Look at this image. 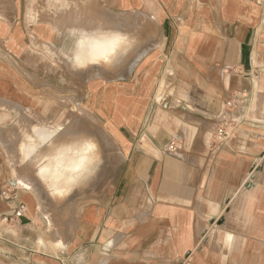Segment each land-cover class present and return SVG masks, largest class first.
Instances as JSON below:
<instances>
[{"label": "crops", "instance_id": "obj_1", "mask_svg": "<svg viewBox=\"0 0 264 264\" xmlns=\"http://www.w3.org/2000/svg\"><path fill=\"white\" fill-rule=\"evenodd\" d=\"M114 33L117 67L77 63ZM67 72H126L82 101L119 175L45 213L19 162L60 133ZM36 126L53 134L23 154ZM0 264H264V0H0Z\"/></svg>", "mask_w": 264, "mask_h": 264}, {"label": "rangeland", "instance_id": "obj_2", "mask_svg": "<svg viewBox=\"0 0 264 264\" xmlns=\"http://www.w3.org/2000/svg\"><path fill=\"white\" fill-rule=\"evenodd\" d=\"M147 26L148 38L151 37L153 40L156 39L157 30L152 19L147 18ZM114 34L111 35L115 37L119 33ZM111 35H108V37L104 36V39H108L109 37L113 38ZM100 37L98 39L103 40V37ZM117 37L123 41V46L116 47V51L114 50L111 52L112 54H108L113 59L109 58L107 61H99L105 66L109 65L108 67L110 68H115L114 66L116 65L118 66V58H121L123 55L122 52L127 48L128 44L127 39L124 41L121 34ZM80 55L82 56L83 52ZM79 56H77L78 64L82 63L81 56ZM84 61L85 60H83V63L86 64L87 61ZM90 62L88 61V63ZM67 73L68 77L66 86L53 97L55 101L61 103L60 106L62 107L61 109L57 108L56 111H59L61 116H65V121H63L64 123L61 126L63 130L61 129L60 133L45 145V155L38 157L37 159L34 157L28 159L20 158L19 162L20 169L24 171V174L27 175L29 177L28 179H31L32 182L26 179L24 180L29 184L35 185L36 183L38 185L37 190L36 188H32L33 190L29 189V191L41 199V208L45 213L65 212L70 214L79 211L82 207V202L85 203L91 200L93 192L97 186L99 187L105 182L107 175L114 176L115 178L119 175L121 157L117 152V147L109 139L107 132L102 125L91 123L90 111L84 104H82V101L87 99V90L91 81L100 80L101 82H107L113 79H121L126 72ZM34 131L35 137H29L28 142H22L20 145V150L23 154L27 155L33 152V146H35L37 150L40 144L45 142L42 137L46 135L47 132H50L44 127L37 126ZM92 133L96 135L98 142L95 138L90 137ZM80 138L82 139L79 140ZM73 141H77L75 146L71 143ZM79 142L82 143L81 145L79 144L80 151L92 153L95 158L87 172L82 173L80 181L76 182L74 185H72L71 181H67L66 176L69 171L59 176L60 178L58 180L56 179V182H53V179L51 178H47L42 170L45 166L49 168H61L64 166L72 168L74 166L67 165L68 161L66 160V156L72 155L71 153L73 151H78L77 147ZM41 152H43V150ZM35 162H37V164ZM21 179L22 178H19V180H17L18 183L21 182ZM57 183L69 184H67L66 187L59 186L62 190L57 191L53 186ZM34 190L36 192H34Z\"/></svg>", "mask_w": 264, "mask_h": 264}, {"label": "bare ground", "instance_id": "obj_3", "mask_svg": "<svg viewBox=\"0 0 264 264\" xmlns=\"http://www.w3.org/2000/svg\"><path fill=\"white\" fill-rule=\"evenodd\" d=\"M90 29V28H89ZM115 35V34H114ZM120 35V34H118ZM117 35V36H118ZM113 37V35H111V37L113 38H108V39H104L100 40V39H93V42L91 45L88 46V49L86 51L83 52V55L81 56V61L82 63L80 64H84L83 60H85L84 62L88 61H100V60H104L107 61L110 57L111 52H113L114 50L116 51V47H122L123 45V41L119 38V37ZM108 37V36H107ZM106 37V38H107ZM101 38V37H100ZM119 49V48H118ZM122 49V48H121ZM120 49V50H121ZM119 51V50H118ZM122 52V51H121ZM115 53V52H114ZM123 53V52H122ZM133 53V52H132ZM145 53V52H144ZM112 54V53H111ZM118 54V53H117ZM79 56V55H78ZM79 56V57H80ZM132 56V54H131ZM141 57V56H140ZM115 58V57H114ZM113 59V58H111ZM134 60V59H133ZM114 61V60H113ZM86 63V64H87ZM116 63V61H115ZM114 64V63H113ZM133 64V63H132ZM85 65V64H84ZM131 65V64H130ZM109 66V65H108ZM117 66V65H116ZM114 66V67H116ZM96 70V69H95ZM61 130V128H60ZM63 130V129H62ZM59 131V130H58ZM51 134H53L51 131L47 132L46 135H44L43 141H47L49 140V137L51 136ZM55 136V135H54ZM54 138V137H53ZM53 138H50L53 139ZM91 141V140H90ZM77 141H73L71 142L73 146H75ZM82 144L81 142L78 143V151H73L71 154L72 155H68L66 156V160L67 165H74L72 168H68L67 166L61 167V168H49V167H44L42 170L44 172V174L47 176V178H51L53 179V182H56L55 180L59 179L62 174L67 173V181H71L72 185H74L76 182L80 181V178H82V173L87 172L88 168L90 167L92 161L95 159L92 155V153H89L87 151H80L79 147ZM33 152L36 150V147L33 146L32 148ZM87 174V173H86ZM252 176V175H251ZM50 179V181H51ZM82 180V179H81ZM22 185H25L27 188L30 189H34L36 187H34V185L29 184L27 181H25L23 178L20 180ZM254 183V182H253ZM69 184V183H67ZM67 184H55L53 185L54 188L58 191V190H62L61 187H66ZM61 186V187H59ZM245 187V186H244ZM32 189V190H33ZM37 190V188H36ZM34 192H36L34 190ZM38 195V194H37ZM63 245V244H62Z\"/></svg>", "mask_w": 264, "mask_h": 264}, {"label": "built area", "instance_id": "obj_4", "mask_svg": "<svg viewBox=\"0 0 264 264\" xmlns=\"http://www.w3.org/2000/svg\"><path fill=\"white\" fill-rule=\"evenodd\" d=\"M238 104H239V96H236V97H233V98L226 100L224 105H223V109L227 113H231L235 110V108ZM230 124H229V122H227V120L225 118L221 121V125L216 131V141L220 142V141H223V140L227 139L228 137H230V131H229ZM168 150L170 152H174L176 150L175 143H171L168 147ZM4 195L6 197H10L11 194L9 191H5ZM24 209H25V206L22 205L19 208V210L16 212V216H18V217L23 216Z\"/></svg>", "mask_w": 264, "mask_h": 264}]
</instances>
